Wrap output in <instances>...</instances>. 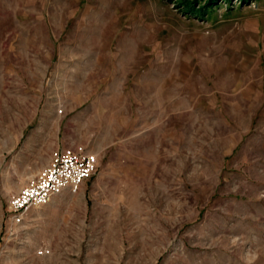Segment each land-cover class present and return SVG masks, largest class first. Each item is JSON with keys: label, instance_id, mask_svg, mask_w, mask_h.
Returning <instances> with one entry per match:
<instances>
[{"label": "rangeland", "instance_id": "obj_1", "mask_svg": "<svg viewBox=\"0 0 264 264\" xmlns=\"http://www.w3.org/2000/svg\"><path fill=\"white\" fill-rule=\"evenodd\" d=\"M0 264H264V0H0Z\"/></svg>", "mask_w": 264, "mask_h": 264}, {"label": "built area", "instance_id": "obj_2", "mask_svg": "<svg viewBox=\"0 0 264 264\" xmlns=\"http://www.w3.org/2000/svg\"><path fill=\"white\" fill-rule=\"evenodd\" d=\"M96 154L78 147L52 151L46 164L9 197V219L19 221L31 207L47 203L63 190L75 191L95 169Z\"/></svg>", "mask_w": 264, "mask_h": 264}, {"label": "crops", "instance_id": "obj_3", "mask_svg": "<svg viewBox=\"0 0 264 264\" xmlns=\"http://www.w3.org/2000/svg\"><path fill=\"white\" fill-rule=\"evenodd\" d=\"M108 90H105L104 89V100L105 101H107V100H113V99H116L117 101H121V103L122 104H120V106L119 105H117V106H119L121 109L125 106L124 105V103L126 102V100H128V99H126L125 98V94H124V92L123 91H120V90H118V91H116L115 93L112 91V93L113 94H110L109 95V93L107 92ZM126 99V100H125ZM63 191H66V190H63Z\"/></svg>", "mask_w": 264, "mask_h": 264}]
</instances>
